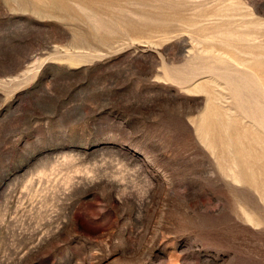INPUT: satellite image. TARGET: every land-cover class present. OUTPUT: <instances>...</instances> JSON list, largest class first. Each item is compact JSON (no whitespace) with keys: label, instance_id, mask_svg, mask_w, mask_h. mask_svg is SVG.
<instances>
[{"label":"rangeland","instance_id":"374dc122","mask_svg":"<svg viewBox=\"0 0 264 264\" xmlns=\"http://www.w3.org/2000/svg\"><path fill=\"white\" fill-rule=\"evenodd\" d=\"M0 264H264V0H0Z\"/></svg>","mask_w":264,"mask_h":264}]
</instances>
